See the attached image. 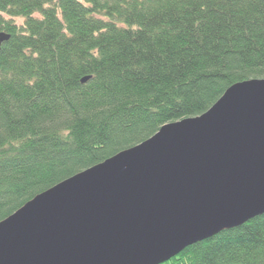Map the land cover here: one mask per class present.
Masks as SVG:
<instances>
[{
	"label": "trees",
	"instance_id": "16d2710c",
	"mask_svg": "<svg viewBox=\"0 0 264 264\" xmlns=\"http://www.w3.org/2000/svg\"><path fill=\"white\" fill-rule=\"evenodd\" d=\"M0 33V223L264 80V0H0ZM163 264H264V214Z\"/></svg>",
	"mask_w": 264,
	"mask_h": 264
},
{
	"label": "water",
	"instance_id": "95a60500",
	"mask_svg": "<svg viewBox=\"0 0 264 264\" xmlns=\"http://www.w3.org/2000/svg\"><path fill=\"white\" fill-rule=\"evenodd\" d=\"M263 214L264 80H252L28 202L0 223V264H163Z\"/></svg>",
	"mask_w": 264,
	"mask_h": 264
},
{
	"label": "rangeland",
	"instance_id": "374dc122",
	"mask_svg": "<svg viewBox=\"0 0 264 264\" xmlns=\"http://www.w3.org/2000/svg\"><path fill=\"white\" fill-rule=\"evenodd\" d=\"M35 17H37V16H35ZM15 22L17 23L18 26H21V24H22V20H20V19H16Z\"/></svg>",
	"mask_w": 264,
	"mask_h": 264
}]
</instances>
